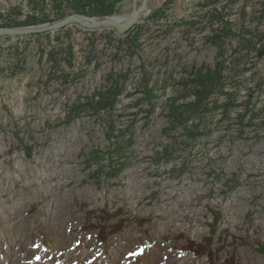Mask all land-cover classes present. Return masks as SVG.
Wrapping results in <instances>:
<instances>
[{"label":"rangeland","instance_id":"374dc122","mask_svg":"<svg viewBox=\"0 0 264 264\" xmlns=\"http://www.w3.org/2000/svg\"><path fill=\"white\" fill-rule=\"evenodd\" d=\"M167 1L126 34L0 35V264H264V0Z\"/></svg>","mask_w":264,"mask_h":264},{"label":"trees","instance_id":"16d2710c","mask_svg":"<svg viewBox=\"0 0 264 264\" xmlns=\"http://www.w3.org/2000/svg\"><path fill=\"white\" fill-rule=\"evenodd\" d=\"M126 0H53L54 4V10L52 11L53 14H50L44 10V6L40 8V17L35 16H28L26 20H23L20 15H16L13 13L12 15L6 16V15H0V26H19V25H30V24H36L38 22H46L54 18H61L65 15L71 14V13H83L88 15H94V16H103V15H113L119 12L120 5ZM174 0H168L167 2H172ZM217 2H220V0H210L208 1V4H215ZM161 10H156L152 13V16H155L156 14H159ZM15 14V15H14ZM21 14V13H19ZM159 16V15H158ZM139 27H135L129 32L128 39H133V41H136L141 33V30H138ZM218 62L216 63V68L212 69L209 68L206 72H203L201 69L200 73L197 75L196 80L194 81L195 87L198 88L194 92L198 99L205 100L208 96L204 95V92L207 91V89L211 90L212 92H215L217 89V85L219 84L217 80L220 81V72L217 70ZM150 81L148 80L145 82L144 87L146 89V92L149 94L153 93L155 90L154 88H150L149 86ZM121 84L112 85L109 87L108 92H106V95H104L103 92L96 93L97 100L99 101L100 107H105L104 104L108 103L111 104L110 100L115 97V95L119 94L121 91ZM117 90V92H116ZM114 100V99H113ZM112 100V102H113ZM112 106V104H111Z\"/></svg>","mask_w":264,"mask_h":264},{"label":"water","instance_id":"95a60500","mask_svg":"<svg viewBox=\"0 0 264 264\" xmlns=\"http://www.w3.org/2000/svg\"><path fill=\"white\" fill-rule=\"evenodd\" d=\"M149 0H133V10L124 20L115 16H94L83 13H71L60 19L35 26L11 27L0 26V35L29 34L43 32L64 27L68 24L79 23L84 28L96 29L102 27L115 28L120 34H126L137 21L141 20L148 12Z\"/></svg>","mask_w":264,"mask_h":264},{"label":"bare ground","instance_id":"6f19581e","mask_svg":"<svg viewBox=\"0 0 264 264\" xmlns=\"http://www.w3.org/2000/svg\"><path fill=\"white\" fill-rule=\"evenodd\" d=\"M148 11H149V9H148ZM148 13V12H147ZM146 13V14H147ZM145 14V15H146ZM129 15V14H128ZM128 15H110V16H115L118 20H124V19H126L127 17H128ZM143 18H144V16H143ZM60 19V18H59ZM57 20V19H56ZM52 21H54V20H52ZM48 22H51V21H48ZM45 23H47V22H45ZM42 24H44V23H41V24H37V25H42ZM27 26V25H26ZM25 25L24 26H11V27H26ZM33 26H35V25H33ZM103 28V27H102ZM182 264H190V261H189V259H188V257L187 258H185L183 261H182Z\"/></svg>","mask_w":264,"mask_h":264},{"label":"snow or ice","instance_id":"6c2138e0","mask_svg":"<svg viewBox=\"0 0 264 264\" xmlns=\"http://www.w3.org/2000/svg\"><path fill=\"white\" fill-rule=\"evenodd\" d=\"M37 259H40L39 257H37Z\"/></svg>","mask_w":264,"mask_h":264}]
</instances>
